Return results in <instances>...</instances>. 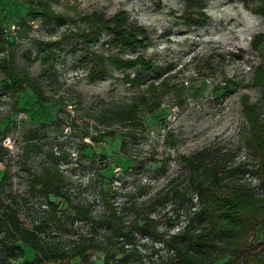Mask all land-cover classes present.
Masks as SVG:
<instances>
[{
	"label": "rangeland",
	"instance_id": "rangeland-1",
	"mask_svg": "<svg viewBox=\"0 0 264 264\" xmlns=\"http://www.w3.org/2000/svg\"><path fill=\"white\" fill-rule=\"evenodd\" d=\"M262 5L264 0H205L201 6L186 0L53 1V10L70 19L92 12L110 18L123 11L128 23L146 30L136 52L152 62L155 72L136 86L124 79L125 74L133 78L135 70L111 65L103 78L91 81L79 42L54 45L72 28L69 21H43L23 0H0V30L7 42H0V60L11 56L42 93L38 99L29 88L16 96L0 89V181L6 176L0 200L8 204L17 197L18 218L27 225L55 212L58 222H47L39 234L46 252L69 256L89 246L83 259L32 263L34 253L23 243L17 242L24 252L18 260L7 258L0 243V264H103L106 254L119 258L121 248L137 250L143 264H163L173 258L163 236L180 231L193 210L187 202L179 205L177 194L197 203L187 189L193 174L183 158H192L194 165L241 164L228 181L261 195L246 146L242 101L247 96L259 104L264 119L262 92L251 79L254 67L264 65V17L256 11ZM111 41L103 32L92 50L117 55ZM4 76L0 64V81ZM150 82L156 90L148 89ZM142 95L159 109L140 112L142 128L136 130L117 113ZM128 131L136 135L125 139L123 151L121 135ZM56 165L62 198L45 196L40 186L31 193V174L42 176ZM77 209L84 218L75 216ZM111 210L115 220L108 224ZM249 244L252 254L264 255V218ZM221 248L203 263L225 264L229 256L219 254Z\"/></svg>",
	"mask_w": 264,
	"mask_h": 264
},
{
	"label": "trees",
	"instance_id": "trees-1",
	"mask_svg": "<svg viewBox=\"0 0 264 264\" xmlns=\"http://www.w3.org/2000/svg\"><path fill=\"white\" fill-rule=\"evenodd\" d=\"M31 7H35L34 14L43 21H54L58 25L69 21L72 28L64 30L54 45L60 48L69 42H79L85 52V59L89 64L92 73L91 81L103 78L108 71V65L120 71L135 70V75L130 78L129 74L124 75L126 82L131 85L140 86L145 75L155 72L154 65L143 54L136 51L143 47L146 40V30L141 26L128 23L127 14L123 11L107 18L101 12L79 16L77 19L67 18L65 15L57 13L52 8V2L57 0H23ZM205 0H186L188 5L201 6ZM244 3L255 0H243ZM264 17V6L256 10ZM198 16L202 17V14ZM198 17V20L199 18ZM108 32L112 37V46L117 50V55L104 56L92 50V47L99 43L101 34ZM0 42L7 43L0 30ZM258 43L253 47L257 48ZM1 46V44H0ZM125 53H134L133 58H123ZM4 78L0 81V89L4 95L16 96L26 88L41 99L40 89L31 82L29 77L17 70L15 62L11 56L3 57L0 60ZM156 73V77H160ZM252 83L262 92L264 101V65L259 64L252 71ZM148 89L156 90L153 82L148 84ZM242 101V112L247 123L248 131L246 146L249 157L253 161V169L258 177V184L261 195H257L250 188L240 183L228 181L236 171L242 169L238 164L234 167H223L221 162H211L203 164H193L192 158H183L190 167L193 179L187 186L196 198L194 206L190 199H186L185 193L177 194L179 205L189 203L193 210L189 212L184 226L180 231L172 235L163 236V244L173 252V258L163 264H204L218 245H223L218 253L227 254L228 261L225 264H264V255L252 254L249 249V237L259 226L260 220L264 218V119L261 116V106L248 101L244 96ZM264 108V102H263ZM159 104L149 102L144 95L140 96L117 113L120 120L128 122L134 129L142 128L139 121V113L146 110H157ZM113 136V134H103L100 137ZM136 133L128 131L121 135L122 141L120 149H125V139L135 138ZM6 181L4 175L0 181V188ZM62 180L57 165L53 169H45L42 176L31 174L29 181V191L36 193L38 186L41 192L48 196L52 194L56 198H62L60 186ZM53 189V190H51ZM169 193L158 200L159 203L168 199ZM155 205V204H154ZM18 198L13 197L8 204H3L0 200V232L3 234L0 243L4 248L7 258L18 260L23 257V249L17 242L23 243L33 253L32 263L40 262L42 258L51 260H69L75 258L83 259L85 251L89 246H85L78 251L66 256L62 252H46L39 243V234L47 222L57 223L55 212L48 215L47 219L38 224H23L17 213ZM48 206L55 211L52 203ZM115 211L111 210L106 222L112 223L115 220ZM75 216L84 218L85 214L77 209ZM145 224H149L148 218H144ZM196 225V227H194ZM154 233V232H153ZM119 235L115 239H119ZM49 256V257H47ZM119 258L105 255L103 264H143L142 257L135 249L125 250L121 248L118 252Z\"/></svg>",
	"mask_w": 264,
	"mask_h": 264
},
{
	"label": "built area",
	"instance_id": "built-area-1",
	"mask_svg": "<svg viewBox=\"0 0 264 264\" xmlns=\"http://www.w3.org/2000/svg\"><path fill=\"white\" fill-rule=\"evenodd\" d=\"M11 30H14V28L12 27Z\"/></svg>",
	"mask_w": 264,
	"mask_h": 264
}]
</instances>
